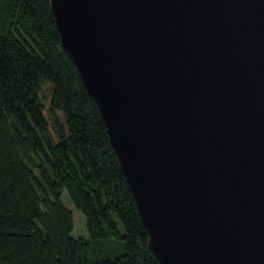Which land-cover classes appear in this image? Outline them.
<instances>
[{"label": "water", "instance_id": "obj_1", "mask_svg": "<svg viewBox=\"0 0 264 264\" xmlns=\"http://www.w3.org/2000/svg\"><path fill=\"white\" fill-rule=\"evenodd\" d=\"M158 264H264V0H49Z\"/></svg>", "mask_w": 264, "mask_h": 264}, {"label": "trees", "instance_id": "obj_2", "mask_svg": "<svg viewBox=\"0 0 264 264\" xmlns=\"http://www.w3.org/2000/svg\"><path fill=\"white\" fill-rule=\"evenodd\" d=\"M147 240L49 0H0V264H158Z\"/></svg>", "mask_w": 264, "mask_h": 264}, {"label": "rangeland", "instance_id": "obj_3", "mask_svg": "<svg viewBox=\"0 0 264 264\" xmlns=\"http://www.w3.org/2000/svg\"><path fill=\"white\" fill-rule=\"evenodd\" d=\"M61 198L65 206H67L71 211L73 215V228L71 231V234L74 236H88L87 229L85 227V217L83 212L77 208L71 201V199L68 196L67 191L62 188L61 191Z\"/></svg>", "mask_w": 264, "mask_h": 264}]
</instances>
